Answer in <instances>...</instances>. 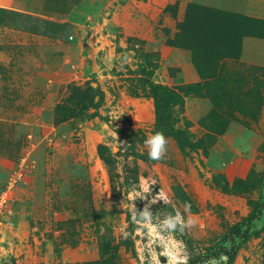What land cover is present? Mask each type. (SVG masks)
Instances as JSON below:
<instances>
[{"label":"rangeland","instance_id":"obj_1","mask_svg":"<svg viewBox=\"0 0 264 264\" xmlns=\"http://www.w3.org/2000/svg\"><path fill=\"white\" fill-rule=\"evenodd\" d=\"M2 199L0 264H264V0H0Z\"/></svg>","mask_w":264,"mask_h":264},{"label":"crops","instance_id":"obj_2","mask_svg":"<svg viewBox=\"0 0 264 264\" xmlns=\"http://www.w3.org/2000/svg\"><path fill=\"white\" fill-rule=\"evenodd\" d=\"M188 1L194 2V0H188ZM4 7L9 8L8 10L6 9L8 14L13 15L14 17L18 18V20L13 22L11 25H12V28L20 32L23 31L29 34L53 38V37H50V35H48L47 32L49 28L47 27L49 25H51L52 27H55L54 25H56L59 27L56 30L57 38H53V39H61L63 37V33H65V29L69 25L68 23H66L65 20H62L60 18L58 19V18L47 17V16L33 15L26 11H22V12L18 11L14 9L13 7H9V6H4ZM65 23L67 25H65Z\"/></svg>","mask_w":264,"mask_h":264},{"label":"trees","instance_id":"obj_3","mask_svg":"<svg viewBox=\"0 0 264 264\" xmlns=\"http://www.w3.org/2000/svg\"><path fill=\"white\" fill-rule=\"evenodd\" d=\"M52 21H54V20H52ZM59 25H60V23H59ZM65 25H67V24L65 23ZM54 26L55 27H52L51 25H49L47 27V28H49L47 33H48V35H50V37L57 38V36H56V32L57 31L56 30L59 27L56 26V25H54ZM156 98H157V96H156ZM105 148H107V147H105ZM105 161L110 166L114 165V161L112 160V158L111 159L110 158H105ZM262 211H263L262 207L256 206L254 211L246 218V220H245L246 224L245 225L247 227H250L251 224L253 223V221L256 220L262 214ZM248 233H249L248 230H243V227H241V225H239V226H236L235 228H232V230H231V232L229 234L231 235V239L232 240L235 239L234 235L235 236L237 235L238 237H243L242 239L244 240V239L247 238ZM238 249H239V245L234 244L230 250H228V251L226 250V252H224V254L228 257V264H233V262H234V260H235V258L237 256Z\"/></svg>","mask_w":264,"mask_h":264},{"label":"clouds","instance_id":"obj_4","mask_svg":"<svg viewBox=\"0 0 264 264\" xmlns=\"http://www.w3.org/2000/svg\"><path fill=\"white\" fill-rule=\"evenodd\" d=\"M146 146L149 147V158L153 160L162 159L166 152L167 140L162 132H157L155 135L149 137L145 141ZM179 219V218H178ZM174 226V225H173ZM187 257H179V253L176 254L174 259L169 260V264H186Z\"/></svg>","mask_w":264,"mask_h":264},{"label":"built area","instance_id":"obj_5","mask_svg":"<svg viewBox=\"0 0 264 264\" xmlns=\"http://www.w3.org/2000/svg\"><path fill=\"white\" fill-rule=\"evenodd\" d=\"M4 202L7 203V200H6V199H2V200L0 201V205H3Z\"/></svg>","mask_w":264,"mask_h":264}]
</instances>
